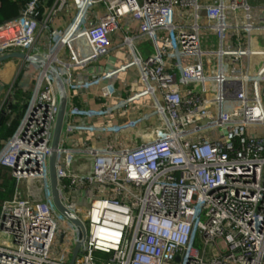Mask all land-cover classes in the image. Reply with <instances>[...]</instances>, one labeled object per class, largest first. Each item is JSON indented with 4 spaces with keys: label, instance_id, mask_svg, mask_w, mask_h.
I'll use <instances>...</instances> for the list:
<instances>
[{
    "label": "built area",
    "instance_id": "2783aa9c",
    "mask_svg": "<svg viewBox=\"0 0 264 264\" xmlns=\"http://www.w3.org/2000/svg\"><path fill=\"white\" fill-rule=\"evenodd\" d=\"M60 13L68 17L55 27ZM115 34L131 59L104 68ZM144 40L153 53L137 48ZM12 51L45 66L0 150L14 185L2 203L0 264H69L78 238L50 197L51 66L68 93L58 187L88 233L75 264H95L96 252L103 264H264V0H27L0 23V55ZM133 67L142 90L117 82ZM94 87L118 103L77 105ZM145 96L153 111L136 116ZM111 114L112 123L85 120ZM87 132L100 134L78 139Z\"/></svg>",
    "mask_w": 264,
    "mask_h": 264
},
{
    "label": "water",
    "instance_id": "95a60500",
    "mask_svg": "<svg viewBox=\"0 0 264 264\" xmlns=\"http://www.w3.org/2000/svg\"><path fill=\"white\" fill-rule=\"evenodd\" d=\"M8 60H21L27 64H32L39 68H43L45 66V62L41 58L29 55L22 51H12L0 55V64ZM50 73L56 81V87L58 92V112L53 129L51 151L48 157L50 197L55 212L59 216L67 220L77 230L78 238L73 248L72 256L69 262V264H75L76 258L80 254H83V247L87 240L88 233L85 221L64 204L58 187L59 177L57 174V163L68 107V93L64 80L58 72V69L55 66H51Z\"/></svg>",
    "mask_w": 264,
    "mask_h": 264
},
{
    "label": "crops",
    "instance_id": "0c3cea01",
    "mask_svg": "<svg viewBox=\"0 0 264 264\" xmlns=\"http://www.w3.org/2000/svg\"><path fill=\"white\" fill-rule=\"evenodd\" d=\"M253 3H256V2H253ZM252 11L254 12L255 15L261 14V11L260 12L257 11V9L254 7ZM64 24H65V19L57 17L55 20L54 26L61 27ZM119 37H120L119 34H115L114 36H112L113 48L111 49L109 57L102 58L101 61L99 62L100 65H102V67L113 68V67L123 64L124 62H128L129 59H131L130 49L127 47H124L121 44V40L119 39ZM149 53H150L149 51H145L144 54H149ZM253 60H254L255 67H257V65L260 63V60L258 58H253L252 62ZM14 61H19V60H8L6 62L1 63V65H3L4 63L14 62ZM239 66L240 65H236L235 70H239ZM2 67H3L2 69L7 67L4 70H7V69L9 70L11 66L10 64H8ZM133 68H134V71L132 70V74L130 73V71L118 74L117 82L120 83L124 87V89L127 88L128 90H131V91L142 90L145 88V86L141 82L137 68L136 67H133ZM254 70L255 69L252 68V71ZM83 71L84 70H81V69L76 70V72L79 74H83ZM82 78H83L82 75L79 76V79H82ZM0 88L2 89V85L0 86ZM100 89L101 87H94L91 90V92H78L77 94L78 97L76 99L77 105L82 106V107L88 105L89 107L100 108L103 105H112V104L118 103L120 96H115L113 98H105L104 100L95 98V95H97L100 92ZM141 104H142L141 107H138V106L136 107L138 110L137 112H134V114L136 113V116L140 115L143 112L151 113L153 111V108L151 106L152 100L150 96H145L141 100ZM120 113H123V112H120ZM117 117H118L117 114H111V115H108L106 118H86L85 120H87V122H90V123L94 122L96 124H104L105 122H108V123H112L113 121L115 122ZM151 121L155 122L156 118H150V122ZM99 134H100L99 132L97 133L87 132L86 136L81 134V135H77V137L80 140H85L86 138L94 140L97 136H99Z\"/></svg>",
    "mask_w": 264,
    "mask_h": 264
},
{
    "label": "trees",
    "instance_id": "16d2710c",
    "mask_svg": "<svg viewBox=\"0 0 264 264\" xmlns=\"http://www.w3.org/2000/svg\"><path fill=\"white\" fill-rule=\"evenodd\" d=\"M27 0H0V23L18 16L25 6ZM53 0H44L45 5H51ZM43 8L39 9V17L42 16ZM3 76V73L1 74ZM19 87V88H18ZM11 94L10 100L5 103V109L0 115V150L4 144L16 132L27 109L28 100L32 89L18 85ZM14 185L9 178V171L0 166V216L2 213V203L13 190ZM105 196H107L105 194ZM95 264H103L107 259L101 252L95 253Z\"/></svg>",
    "mask_w": 264,
    "mask_h": 264
},
{
    "label": "rangeland",
    "instance_id": "374dc122",
    "mask_svg": "<svg viewBox=\"0 0 264 264\" xmlns=\"http://www.w3.org/2000/svg\"><path fill=\"white\" fill-rule=\"evenodd\" d=\"M67 14L66 13H60L58 15L59 18L66 19ZM138 49L143 51H149L150 53H153V46L148 41H141L138 46ZM10 64L11 68L8 70L2 69V66H6ZM132 70L134 71V68L130 70V73L132 74ZM1 73H3V76H1ZM38 78V72L37 67L35 65L30 64L28 67V64L26 65L21 60L14 61V62H8L4 63L3 65L0 64V84L2 85V89L0 88V115L2 111L5 109V103H7L10 98L12 97L10 93V96L7 95L9 88L12 86L18 87L24 86L31 88L32 91L35 89ZM19 88V87H18ZM83 160H86L88 162L92 163V159L90 157H82ZM79 160V158H77ZM84 207L87 209L89 207V202H86L84 204Z\"/></svg>",
    "mask_w": 264,
    "mask_h": 264
},
{
    "label": "bare ground",
    "instance_id": "6f19581e",
    "mask_svg": "<svg viewBox=\"0 0 264 264\" xmlns=\"http://www.w3.org/2000/svg\"><path fill=\"white\" fill-rule=\"evenodd\" d=\"M54 58H55V55H51V56H50V60H51V59H54ZM10 68H11V67H10ZM1 74H2V73H1ZM0 86H1V85H0Z\"/></svg>",
    "mask_w": 264,
    "mask_h": 264
}]
</instances>
